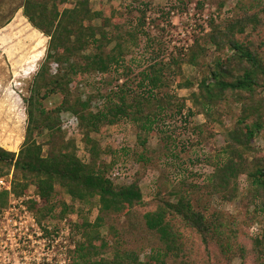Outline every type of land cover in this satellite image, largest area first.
<instances>
[{
	"label": "trees",
	"instance_id": "1",
	"mask_svg": "<svg viewBox=\"0 0 264 264\" xmlns=\"http://www.w3.org/2000/svg\"><path fill=\"white\" fill-rule=\"evenodd\" d=\"M68 3L22 0L0 17L1 29L22 9L28 22L49 37L46 57L25 96L27 127L20 151L0 145V175L13 174L16 197L35 186L40 200L29 199L26 204L39 224L59 223L75 211V202L98 207L94 221L78 209L80 223L75 226L81 236L73 264H192L189 258L196 248L186 241L183 227L190 228L207 251L215 245L226 264L236 256L264 264V233L252 236L245 229L264 222V148L255 144L257 138L264 139V42L253 36L264 24V0H243L238 15L223 22L211 15L210 30L195 38L186 52L180 49L179 54L165 57L163 44L151 42L157 58L151 54L152 62L140 73L136 87L129 84L132 67L124 63L125 56L129 46L138 43L140 32H146L128 29L121 14L93 9L90 0H78L72 7ZM5 5L1 2L0 13ZM186 5L180 0L182 9ZM197 8L202 11L204 2L197 1ZM145 18L143 10L142 25ZM185 64L203 70L197 80L185 75ZM118 68H124L126 80L115 89L105 94L88 89L93 75ZM173 84L193 89L180 97L172 92ZM57 97L60 102L49 107L47 101ZM63 113L76 117V134L88 161L80 155L78 138ZM229 114L236 116L231 125L225 123ZM177 115L204 117L193 127L200 142L215 138L217 129L224 135V145L207 160L211 173L202 181L188 182V169L177 160L178 144L168 134L154 157L141 152L136 160L149 169L162 159L160 176L169 185L161 184L154 195L147 194L141 185L147 171L139 170L134 181L118 186L112 174L129 152L104 143L99 135L127 120L137 127L145 148L148 133L156 128L163 132L164 120ZM60 194L72 203L57 200ZM216 197L226 202L239 199L238 214L211 212ZM9 204L8 192L0 193V211ZM151 204L156 208L143 210Z\"/></svg>",
	"mask_w": 264,
	"mask_h": 264
},
{
	"label": "rangeland",
	"instance_id": "2",
	"mask_svg": "<svg viewBox=\"0 0 264 264\" xmlns=\"http://www.w3.org/2000/svg\"><path fill=\"white\" fill-rule=\"evenodd\" d=\"M21 1L0 0V4L6 2L0 17L4 11H9L11 5L17 6ZM77 1L69 0L66 6L72 7ZM197 1L199 0L191 2L186 0L187 9H182L180 0H90L93 9L101 8L108 15L113 11L121 14L127 22L128 29H142L146 34L149 33V35L142 34L141 31L138 43L131 44L130 52L125 56L124 63L132 67L130 85L136 87L139 84L140 73L152 62L153 56V59L156 57L154 53H151L149 47L151 42L163 44L166 50L165 57L179 54L180 49H185L186 52L195 38L203 37L210 30L208 19L211 15L216 22H223L238 15V5L243 0H200L204 2L202 11L198 10ZM220 3H224L223 6L219 5ZM143 10L146 11L145 25L141 24ZM252 30L249 29V32ZM253 33H255L253 34L255 41L264 42V24ZM48 44L49 37L28 22L22 9L14 15L8 25L0 29V145L7 150L18 153L24 142L27 127L25 96L29 84L46 57ZM184 71L186 76L197 80L203 70L200 67L185 64ZM125 76L124 68L112 70L106 75L95 74L90 79L88 89L105 94L122 84L126 80ZM192 89L180 88L177 84L171 87L172 92L180 97L189 95ZM60 100L59 97L54 98L47 101V105L54 107ZM235 117L231 114L226 115L225 123L231 125ZM63 119L69 123L76 134L78 130L76 117L63 113ZM204 121L202 115L187 118L177 115L172 119H165L161 125L163 132L156 128L148 133L145 148L138 140L137 127L129 121L122 120L115 126H108L99 138L104 143L113 145L120 152L123 148L129 152L128 155H123L120 165L113 171L114 182L118 186L129 184L134 181L139 170H146L147 175L141 180V185L147 194L154 195L157 186L167 185L168 179L160 176L163 167L162 159L155 160L157 164L147 169L144 167V162H139L136 158H138L137 153L141 152L146 153L147 157H154V151L160 149L162 145V137L168 134L173 135L178 144L177 160L185 163L188 169L186 172L188 182L202 181L212 171V166L207 162L208 158L214 157L225 143L224 135L219 129L215 138L200 142L194 135L193 127ZM77 135L79 153L85 161H88V152ZM255 144L263 149L264 139L257 138ZM164 161L169 160L164 158ZM152 164L151 161L150 165ZM246 187L245 177H242L241 193L246 192ZM27 196L37 198L35 186H30ZM60 199L72 203L67 195L60 194L57 200ZM9 206L5 211L0 212V264H73V250L81 236L75 226L80 223L79 210L87 212L86 215L91 221H94L98 214L96 205L84 206L75 202V211L59 223L39 224L30 210L23 209L24 204L21 201H12ZM155 208V204H151L143 210ZM240 209L239 199L226 202L216 197L210 211L237 215ZM182 229L185 232L186 241L191 247L196 248L193 256L189 258L192 264H218L219 262L226 264V259L215 245H210L207 251L206 247L201 245L200 238L194 235L190 228ZM245 229L252 236L260 235L264 233V222L256 223L251 227L247 226ZM103 233H107V228L103 229ZM142 247L147 246L143 243ZM148 248L147 252L150 251ZM245 261L241 256H236L228 264H243ZM245 264H252V260L248 258Z\"/></svg>",
	"mask_w": 264,
	"mask_h": 264
},
{
	"label": "built area",
	"instance_id": "3",
	"mask_svg": "<svg viewBox=\"0 0 264 264\" xmlns=\"http://www.w3.org/2000/svg\"><path fill=\"white\" fill-rule=\"evenodd\" d=\"M2 192H8L9 197H10V203H12V201H14V202L21 201L24 204L23 209L26 211L29 210L27 207L26 201H28L29 199H35V197L27 196V194L20 197V198L16 197V195L13 191V174H10L7 176L0 175V193H2ZM37 199H39L38 195H37ZM5 210H6V208L4 209V211ZM0 212H3V211H0Z\"/></svg>",
	"mask_w": 264,
	"mask_h": 264
}]
</instances>
